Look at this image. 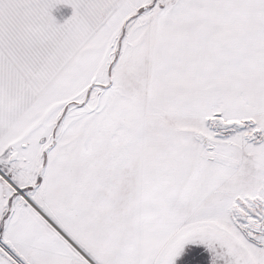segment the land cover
I'll list each match as a JSON object with an SVG mask.
<instances>
[{"label": "snow or ice", "instance_id": "1", "mask_svg": "<svg viewBox=\"0 0 264 264\" xmlns=\"http://www.w3.org/2000/svg\"><path fill=\"white\" fill-rule=\"evenodd\" d=\"M0 264H264V0H0Z\"/></svg>", "mask_w": 264, "mask_h": 264}]
</instances>
